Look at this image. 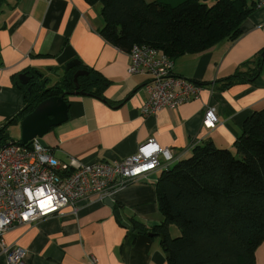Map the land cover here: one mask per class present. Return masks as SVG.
Wrapping results in <instances>:
<instances>
[{"label":"crops","instance_id":"1","mask_svg":"<svg viewBox=\"0 0 264 264\" xmlns=\"http://www.w3.org/2000/svg\"><path fill=\"white\" fill-rule=\"evenodd\" d=\"M158 1L172 5L180 0ZM103 25L101 0H0V128L5 126L8 139H20L23 117L12 119L27 104L18 74L39 71L47 88L62 81L72 59L99 80L90 88L93 95H68L67 120L42 137L59 160L70 155L83 163L112 162L153 138L172 151V166L209 142L232 150L246 117L264 107V6L244 18L237 39L171 59L173 74L201 85L199 95L148 115L140 109L149 76L128 72L127 52L101 36ZM207 106L217 117L209 127L203 122ZM160 174L161 169L153 170L104 199L91 195L36 222L14 225L0 237V264H6L1 241L24 247L25 264H90L89 255L96 264H167L153 230L163 221L156 192ZM173 228L169 225L168 232L176 237L178 228L174 233ZM255 262L264 264V241L256 248Z\"/></svg>","mask_w":264,"mask_h":264},{"label":"trees","instance_id":"2","mask_svg":"<svg viewBox=\"0 0 264 264\" xmlns=\"http://www.w3.org/2000/svg\"><path fill=\"white\" fill-rule=\"evenodd\" d=\"M256 8L252 0H215L211 6L200 0L172 5L158 0H101L100 34L125 52L133 44H148L173 59L237 39L241 22ZM75 69L65 70L62 81L47 88L44 77L30 72L38 82L31 79L24 85L27 104L12 120L22 118L42 99L74 89ZM98 80L78 77L86 88L79 94L93 95L90 88ZM35 84L39 89L32 87ZM4 128L0 146L10 140ZM156 192L163 221L153 230L164 236L167 264H256V248L264 241V107L246 117L232 150L209 142L161 170ZM171 224L179 230L176 237L169 235ZM136 227L144 229L141 224Z\"/></svg>","mask_w":264,"mask_h":264},{"label":"built area","instance_id":"3","mask_svg":"<svg viewBox=\"0 0 264 264\" xmlns=\"http://www.w3.org/2000/svg\"><path fill=\"white\" fill-rule=\"evenodd\" d=\"M252 1L257 8L264 6V0ZM127 54L128 72L149 76L144 84L147 97L140 109L143 115L176 107L199 95L201 85L173 74L172 60L157 47L133 44ZM214 111L213 106L205 109L203 122L208 127L217 122ZM28 143L7 140L0 146V237L16 224L36 222L91 195L104 199L153 170L166 169L174 158L170 149L161 148L153 138L121 159L90 163L70 155L59 160L37 138ZM1 243L6 264H25L24 247ZM87 259L97 263L93 255Z\"/></svg>","mask_w":264,"mask_h":264},{"label":"water","instance_id":"4","mask_svg":"<svg viewBox=\"0 0 264 264\" xmlns=\"http://www.w3.org/2000/svg\"><path fill=\"white\" fill-rule=\"evenodd\" d=\"M80 63L77 59H72L68 61L64 68L65 70H69L71 68H76L73 75L72 80L74 83L73 91H65L60 95H53L46 97L39 101L33 109L23 116L20 121V143L26 144L34 138H37L38 141L44 145L42 137L46 134L52 127L64 122L67 120V101L65 98L66 95L70 94H79L80 91L78 89V77L80 76H88L90 80L95 81L97 77L94 73H91L85 68H81ZM38 78H41L42 75L40 72L35 71ZM34 73L23 72L18 74V80L21 84L26 85L32 79H34ZM47 82V79H44V83ZM105 203L109 206H113V203L109 198H106ZM115 217L120 220L121 216L119 213V209H115L114 211ZM122 226L128 227V224L125 222H121ZM133 228L130 227V230ZM136 232L142 233L141 230H135ZM149 236L156 235L155 232H148ZM161 240L164 239L162 234H159ZM165 256L168 257L169 253H165Z\"/></svg>","mask_w":264,"mask_h":264},{"label":"flooded vegetation","instance_id":"5","mask_svg":"<svg viewBox=\"0 0 264 264\" xmlns=\"http://www.w3.org/2000/svg\"><path fill=\"white\" fill-rule=\"evenodd\" d=\"M33 83H37L38 82V79L36 78V75L34 77V79L32 80ZM81 83V82H80ZM80 83H78V89L77 91H79L80 89H86L84 85H81ZM37 84L33 85L32 87L35 88V89H39L38 87H36ZM74 89H71L70 91H73ZM64 91H67V90H64ZM69 91V90H68Z\"/></svg>","mask_w":264,"mask_h":264},{"label":"rangeland","instance_id":"6","mask_svg":"<svg viewBox=\"0 0 264 264\" xmlns=\"http://www.w3.org/2000/svg\"><path fill=\"white\" fill-rule=\"evenodd\" d=\"M200 1H204L208 6H211L214 2H215V0H200ZM18 131H20V125L18 126ZM19 133V132H18ZM173 227L175 226V225H173V224H171ZM174 229H177V228H173V230H172V232L174 231ZM174 233V232H173ZM179 233V231L177 230V234ZM174 236V235H173Z\"/></svg>","mask_w":264,"mask_h":264}]
</instances>
